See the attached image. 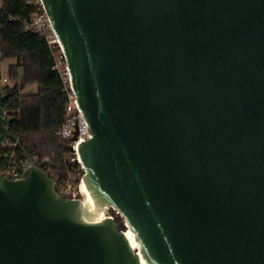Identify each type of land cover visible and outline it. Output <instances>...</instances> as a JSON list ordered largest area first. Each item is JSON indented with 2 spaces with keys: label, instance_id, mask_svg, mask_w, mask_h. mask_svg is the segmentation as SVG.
I'll return each mask as SVG.
<instances>
[{
  "label": "water",
  "instance_id": "1",
  "mask_svg": "<svg viewBox=\"0 0 264 264\" xmlns=\"http://www.w3.org/2000/svg\"><path fill=\"white\" fill-rule=\"evenodd\" d=\"M42 1L92 132L83 181L126 227L23 148L22 176L0 171V264H264V0Z\"/></svg>",
  "mask_w": 264,
  "mask_h": 264
},
{
  "label": "trees",
  "instance_id": "2",
  "mask_svg": "<svg viewBox=\"0 0 264 264\" xmlns=\"http://www.w3.org/2000/svg\"><path fill=\"white\" fill-rule=\"evenodd\" d=\"M5 11L0 15V48L3 58H14L9 76L21 83L9 92L5 101L14 116L10 129L19 135L15 147L17 157L28 149L41 158L42 167L54 178L65 179L74 164L66 160L68 146L57 134L69 101L66 83L57 66L54 48L44 35L25 28V21L34 11L29 0H3ZM28 83L37 90L23 94ZM49 157L48 160L45 158Z\"/></svg>",
  "mask_w": 264,
  "mask_h": 264
},
{
  "label": "built area",
  "instance_id": "3",
  "mask_svg": "<svg viewBox=\"0 0 264 264\" xmlns=\"http://www.w3.org/2000/svg\"><path fill=\"white\" fill-rule=\"evenodd\" d=\"M29 2L33 3V6L35 8L33 13L30 15V17L26 19L25 28L27 30H31L41 35H44L47 38L49 44L54 48L57 59V66L60 68L59 57L62 60H65V62L66 59L60 41L53 30L51 20L45 10L44 3L42 0H29ZM4 11H5L4 2L3 0H0V15L4 13ZM0 30H1V25H0ZM3 59H4L3 53L0 48V67ZM60 70L62 72L63 79L66 83V89L68 91L69 101L66 106L62 125L58 130L57 134L61 137L65 145L68 146L67 153L69 156H71V160L69 162L73 163L74 165L80 166V170H82V176L80 182L81 184L83 181V175L85 173V167L81 161L78 143L82 140H86L89 137H91L92 132L89 122L86 119L82 109L80 108L76 100V94L72 88L70 81L71 79L67 67V62L65 63V68ZM10 80H12V83H10ZM21 80H22V75H20L16 79H12L8 74L3 78H0V89L3 92H9L10 89H13L16 85L20 84ZM3 114L5 117L13 116L12 113L9 111L7 105H5V103H4ZM76 120H78L80 137H78V139L76 140H73L72 137L74 136V132H75L74 130H76V126H77ZM18 143H19L18 140H13L9 137H6V139L1 144L2 156L0 159V171L4 175H7L12 178L21 177L27 164V160L24 156L22 157L16 156L15 147L18 145ZM34 156H38V155L34 154ZM45 159L48 160L49 157H46ZM78 173H80V171H78ZM79 188L80 185L77 187L72 182L69 176H67L65 179L62 180L60 179V182L58 184L59 191L63 193L65 197H76ZM106 215L114 216L115 218H117L118 216H121V213L117 209H113L112 211L107 210Z\"/></svg>",
  "mask_w": 264,
  "mask_h": 264
},
{
  "label": "rangeland",
  "instance_id": "4",
  "mask_svg": "<svg viewBox=\"0 0 264 264\" xmlns=\"http://www.w3.org/2000/svg\"><path fill=\"white\" fill-rule=\"evenodd\" d=\"M14 62H15V59L14 58H9V57L4 58L2 60L1 67H0V78H3L4 76L9 74L8 73L9 65L11 63H14ZM59 62H60L59 63L60 69H64L65 68V63H66L65 60H62L59 57ZM10 83H12V80H10ZM36 90H37V84L36 83H28L25 87H23L21 89V92L23 94H25V93L34 92ZM65 154H66V160L69 162L71 160V156L68 155L67 151L65 152ZM78 171H80V173H78ZM68 176L71 178L72 182L78 187L80 185L81 176H82V170H80V166L74 165V170L69 171ZM78 191H80V190L78 189ZM83 199H84V196H83ZM106 211H107V209H105V214H106ZM96 213L93 214L94 217L96 216ZM117 221H118V223H119L121 228L126 227L123 217L118 216L117 217Z\"/></svg>",
  "mask_w": 264,
  "mask_h": 264
},
{
  "label": "bare ground",
  "instance_id": "5",
  "mask_svg": "<svg viewBox=\"0 0 264 264\" xmlns=\"http://www.w3.org/2000/svg\"><path fill=\"white\" fill-rule=\"evenodd\" d=\"M79 190L83 193V196H84V200L85 202L88 204V207L93 211H95L96 213V218H102L104 216H107L105 214V209H100V210H96V205H95V201H94V198L92 196V194L90 193L89 189L87 188L86 184L84 181H82V183L80 184V188ZM126 234L128 236V238L130 239L132 245L136 248V249H139L140 248V244L138 242V240L136 239L135 237V233L134 231L127 226L126 228ZM142 263L143 264H147L146 260L142 257Z\"/></svg>",
  "mask_w": 264,
  "mask_h": 264
},
{
  "label": "crops",
  "instance_id": "6",
  "mask_svg": "<svg viewBox=\"0 0 264 264\" xmlns=\"http://www.w3.org/2000/svg\"><path fill=\"white\" fill-rule=\"evenodd\" d=\"M11 64H12V63H11ZM11 64H10V65H11ZM10 65H9V66H10ZM8 69H9V68H8Z\"/></svg>",
  "mask_w": 264,
  "mask_h": 264
}]
</instances>
